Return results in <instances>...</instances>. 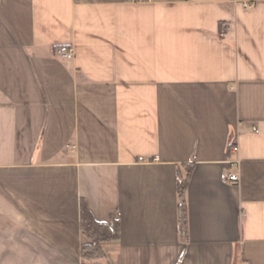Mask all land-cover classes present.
I'll return each mask as SVG.
<instances>
[{"label": "crops", "instance_id": "crops-1", "mask_svg": "<svg viewBox=\"0 0 264 264\" xmlns=\"http://www.w3.org/2000/svg\"><path fill=\"white\" fill-rule=\"evenodd\" d=\"M244 1L0 0V264H82L83 202L119 223L112 264H264V0Z\"/></svg>", "mask_w": 264, "mask_h": 264}, {"label": "trees", "instance_id": "trees-1", "mask_svg": "<svg viewBox=\"0 0 264 264\" xmlns=\"http://www.w3.org/2000/svg\"><path fill=\"white\" fill-rule=\"evenodd\" d=\"M187 184V178L178 182L180 217L184 234L187 232V201L185 196ZM81 228L83 234L88 238V241L82 246V264H112L105 251L104 243L119 238V223L108 224L97 221L88 205L83 202L81 207Z\"/></svg>", "mask_w": 264, "mask_h": 264}, {"label": "built area", "instance_id": "built-area-1", "mask_svg": "<svg viewBox=\"0 0 264 264\" xmlns=\"http://www.w3.org/2000/svg\"><path fill=\"white\" fill-rule=\"evenodd\" d=\"M258 2V0H245L243 2V5L246 9H252L255 7L256 3ZM55 53L65 59H72L74 57V49L67 44H63V45H59L58 47H56L55 49ZM252 130L254 132H258L259 131V127L257 126H253ZM240 151L239 145L238 144H233L230 147V152L232 154H238ZM143 160V159H142ZM230 163L232 166L234 167H239L240 165V159L237 158H232L230 160ZM221 180L225 183H232V184H236L239 183L240 181V173L237 170H232V171H223L221 173Z\"/></svg>", "mask_w": 264, "mask_h": 264}, {"label": "rangeland", "instance_id": "rangeland-1", "mask_svg": "<svg viewBox=\"0 0 264 264\" xmlns=\"http://www.w3.org/2000/svg\"><path fill=\"white\" fill-rule=\"evenodd\" d=\"M43 250H46V249H43ZM45 253H51L50 251L48 252V251H44ZM40 261H43L45 264H55V262L57 261V259L56 258H54V257H44L43 259H39ZM39 260H37V261H39ZM62 260V259H61ZM33 261H34V259H33ZM66 263V262H65ZM70 263V262H69ZM69 263H66V264H69Z\"/></svg>", "mask_w": 264, "mask_h": 264}]
</instances>
